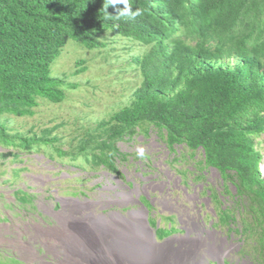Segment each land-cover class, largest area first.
<instances>
[{"label": "trees", "instance_id": "obj_1", "mask_svg": "<svg viewBox=\"0 0 264 264\" xmlns=\"http://www.w3.org/2000/svg\"><path fill=\"white\" fill-rule=\"evenodd\" d=\"M103 3L0 0V118L32 116L40 99L62 102L65 87H77L51 76L69 40L100 49L110 34L145 46L133 58L140 81L129 104L78 135L76 146L54 145L60 140L49 137L51 130L23 136L0 123L6 149L0 155L22 163L21 151L52 145L59 155L71 152L75 160L89 152L95 164L114 168L116 141L132 139L141 128L148 137L153 127L168 150L179 155L177 149H184L185 161L199 152L193 164L216 169L228 183L225 192L242 204L244 227H230L235 215L228 207H222V219L243 239L257 237L259 253L251 258L264 264V0H130L142 15L127 21L104 19ZM13 195L29 202L33 194L17 187Z\"/></svg>", "mask_w": 264, "mask_h": 264}, {"label": "rangeland", "instance_id": "obj_2", "mask_svg": "<svg viewBox=\"0 0 264 264\" xmlns=\"http://www.w3.org/2000/svg\"><path fill=\"white\" fill-rule=\"evenodd\" d=\"M105 43V48H86L69 40L54 62L51 76L65 77L67 83L77 87H65L66 98L62 102L40 99L32 116L4 115L0 123L23 136L41 137L47 135L45 130H51L49 137L60 140L54 145L62 150L76 146L78 135L89 132L101 120L129 104L140 81L133 58L142 55L145 46L110 34ZM79 60L84 62L79 65ZM81 67L85 69L76 73ZM144 135L141 128L132 139L116 141L120 152L113 153L114 168L95 164L89 152L78 153L75 160L71 152L60 150L63 155H59L52 145L41 146L39 151H21L22 163L0 155V264H39V260L31 262L23 256L19 249L21 242L31 244L44 261L56 260L47 253L44 240L34 236L35 227L58 226L60 218L67 219L74 231L95 212L107 215L119 212L130 217L133 210L141 216L146 212L150 242L153 239L158 244L172 242L174 247H179L184 244L182 240L187 238L191 223L197 222L205 238L213 233L216 244L222 246V264H254L251 255L259 253L255 249L257 237L243 239L242 233L230 231L228 222L222 219V207H228L235 215L230 227H244L242 204L227 195L228 183L222 181L216 170H202L193 164L194 159H201L199 152L185 161L187 152L177 149L179 155H176L168 150L153 127L148 137ZM1 144L0 152L6 151ZM262 146L264 149V142ZM140 148L144 150L143 156L137 153ZM8 178L11 183L4 182ZM17 187L32 193L33 201L25 202L23 195H13ZM124 196L126 199L129 196L127 201ZM86 200L98 204L94 209L79 210L80 202ZM101 200L107 202V207L102 208ZM156 229L163 240L158 239ZM195 236L196 233L190 235ZM211 243L206 240L201 250L204 262L221 264L214 255L207 254Z\"/></svg>", "mask_w": 264, "mask_h": 264}, {"label": "bare ground", "instance_id": "obj_3", "mask_svg": "<svg viewBox=\"0 0 264 264\" xmlns=\"http://www.w3.org/2000/svg\"><path fill=\"white\" fill-rule=\"evenodd\" d=\"M97 204L86 200L78 206L79 210H88L94 209ZM99 204H102V208L107 207L105 200ZM146 215L144 211L141 216L137 210L130 211V217L119 212L109 215L95 212L74 231L67 219L60 218L57 219L58 226L35 227L34 236L44 240L47 253L56 259L51 263L38 257L29 243L21 242L19 249L28 261L39 260V264H205L201 250L209 239L212 243L206 249L208 256L214 255L223 263L222 246L216 244L213 233H208L205 238L199 223L192 222L187 238L182 240L184 244L174 247L172 242L158 244L154 239L150 242ZM192 233H196V236L190 237Z\"/></svg>", "mask_w": 264, "mask_h": 264}, {"label": "clouds", "instance_id": "obj_4", "mask_svg": "<svg viewBox=\"0 0 264 264\" xmlns=\"http://www.w3.org/2000/svg\"><path fill=\"white\" fill-rule=\"evenodd\" d=\"M120 5H122V7H119ZM110 6L116 9L115 15H112L108 12V8ZM102 9H103V18L106 20L127 21V20H133V19L142 15V10L140 8L133 7V5L130 3V0H104ZM137 153H138V155L143 156L144 150L142 148L137 149ZM262 165H263V167H262ZM212 169H214V168H212ZM260 169H261L262 174L264 175V162H262L260 164ZM214 170H216V169H214ZM32 201H33V199H32ZM157 230L158 229L155 230V233L158 237V231ZM181 233H182V231H181ZM158 239L163 240L164 238L158 237Z\"/></svg>", "mask_w": 264, "mask_h": 264}]
</instances>
